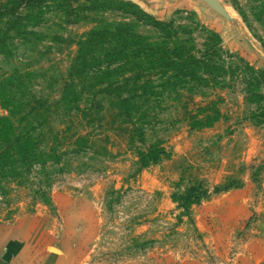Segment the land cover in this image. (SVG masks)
Returning <instances> with one entry per match:
<instances>
[{
    "label": "rangeland",
    "instance_id": "obj_1",
    "mask_svg": "<svg viewBox=\"0 0 264 264\" xmlns=\"http://www.w3.org/2000/svg\"><path fill=\"white\" fill-rule=\"evenodd\" d=\"M191 1L178 9L176 0H0V79H13L20 102L0 116L17 132L31 125L37 150L60 155L28 171L15 168L12 150L0 158V223L33 218L44 246L83 264H264V112L238 79L120 103L96 78L101 65L60 100L88 32L126 24L153 35L137 9L189 31L198 51V26L212 30L223 50L264 70V0H216L224 15ZM212 114L209 128L193 124ZM152 148L162 150L156 159Z\"/></svg>",
    "mask_w": 264,
    "mask_h": 264
},
{
    "label": "trees",
    "instance_id": "obj_2",
    "mask_svg": "<svg viewBox=\"0 0 264 264\" xmlns=\"http://www.w3.org/2000/svg\"><path fill=\"white\" fill-rule=\"evenodd\" d=\"M60 2L56 3V7L63 9V3ZM96 7L89 6L85 9L95 10ZM128 7L134 6L120 3L117 9L121 11ZM134 13V19L150 27L153 35L142 36L134 29H127L126 24H116L109 27V30L100 28L88 32L77 41L74 65L68 70V79L60 100L67 99V92L69 93L75 80L83 81L89 69L103 65V70L97 71L96 78L105 82V90L116 93L113 97L115 95L120 103L129 98L157 100L164 92L172 95L180 89L193 92L210 85L225 87V82L236 78L242 85L244 99L261 105L263 114L264 70L254 69L239 57L223 50L220 37L212 30L198 26L206 36L202 44L203 50L198 51L189 31L174 27L172 21L155 20L139 9ZM24 18L31 21L30 16ZM18 27L22 28L24 25L20 23ZM5 37L4 34L0 36L2 54L7 47ZM224 59H232L228 62L231 64L225 65ZM12 80L10 77L0 79V107H9V115L14 113L12 110L20 107L19 100L9 90L15 85ZM212 115L214 116L194 121L193 124L198 128H209L217 119L216 114ZM26 126L17 132L9 117L0 116V145L6 146L0 158H9L12 150V162L17 163L15 168L27 171L35 164H57L60 155L53 152L45 154L37 150L34 128L29 124ZM148 154L156 159L162 154V150L152 148Z\"/></svg>",
    "mask_w": 264,
    "mask_h": 264
},
{
    "label": "crops",
    "instance_id": "obj_3",
    "mask_svg": "<svg viewBox=\"0 0 264 264\" xmlns=\"http://www.w3.org/2000/svg\"><path fill=\"white\" fill-rule=\"evenodd\" d=\"M191 7V0H176L178 9ZM36 226L41 227L33 218L0 223V264H83L82 257L77 260L67 256L61 246H44L47 234L44 237L42 230L36 231Z\"/></svg>",
    "mask_w": 264,
    "mask_h": 264
},
{
    "label": "water",
    "instance_id": "obj_4",
    "mask_svg": "<svg viewBox=\"0 0 264 264\" xmlns=\"http://www.w3.org/2000/svg\"><path fill=\"white\" fill-rule=\"evenodd\" d=\"M204 1L212 10L219 13L220 15H224L222 9L219 7L216 0H204Z\"/></svg>",
    "mask_w": 264,
    "mask_h": 264
}]
</instances>
